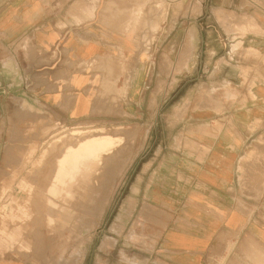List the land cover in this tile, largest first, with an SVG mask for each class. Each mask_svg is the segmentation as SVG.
I'll return each mask as SVG.
<instances>
[{
	"label": "crops",
	"instance_id": "crops-1",
	"mask_svg": "<svg viewBox=\"0 0 264 264\" xmlns=\"http://www.w3.org/2000/svg\"><path fill=\"white\" fill-rule=\"evenodd\" d=\"M206 3H190L183 20L166 25L165 58L184 61L181 75L196 72V84L172 105L189 110L177 116L176 131L166 143L158 142L142 164L135 194L126 203L131 199L134 210L120 233L110 231L115 243L100 245L92 264H112L106 252L119 241L115 264H131L120 259L121 252L136 264H264V0H214L213 20L203 18ZM95 11L90 0H0V54L15 68L19 51L27 55L22 46L27 42L30 92L64 122L92 113L96 88L107 73L102 69H108L99 56L112 57V70L123 60L120 75L137 54L133 39L125 57L119 56L125 35L103 33ZM217 11L236 21L250 16L254 30L229 31L240 21L219 20ZM78 62L83 69L78 70ZM132 68L130 85L118 86L117 79L118 87L126 86L118 101L129 114L149 109L155 130L160 97L169 96L176 70H167L160 89L158 76L151 73L148 79L144 65ZM206 74L211 77L207 84L200 80Z\"/></svg>",
	"mask_w": 264,
	"mask_h": 264
},
{
	"label": "rangeland",
	"instance_id": "rangeland-1",
	"mask_svg": "<svg viewBox=\"0 0 264 264\" xmlns=\"http://www.w3.org/2000/svg\"><path fill=\"white\" fill-rule=\"evenodd\" d=\"M195 1L90 0L91 4H96L95 12L103 25L100 26L102 32L117 37L119 33L125 35L119 46V56L122 59L125 57L121 55L124 50H130V43L133 39H135L137 54L126 61L125 69L120 75H118V67L119 70L123 68V60L119 58L121 61L118 67L112 70L109 64L111 56L98 57L106 62L108 69H102V73H107L101 80V86L96 88L97 92L100 91L94 98V109L87 117L76 119L73 122L62 121L32 96L33 93L30 91L33 87L30 86L26 76L28 73L26 62L28 61L25 57L31 54L27 42L22 44L27 55L24 57L19 51V58L13 61L15 68L10 67L8 60L3 59V54H0V196L2 194L0 198V264L5 261L10 264H92L101 246L104 249L103 247L107 248L115 243L110 231L120 233V230L124 228L126 216L129 217L134 210L131 199H129L130 204L126 203L128 198L135 194V178L142 164L150 160L158 142L166 143L169 134L176 131L173 125L177 116H182L189 110L174 109L172 105L174 102H179L186 91L196 84L193 81L196 72L190 76L181 75L179 72L182 70L181 65L184 61H171L165 58L164 52L167 48L168 28L166 25L168 21L183 20L184 15H188V6ZM213 6L214 0H207L203 9L206 17L203 16V18L213 20L211 14ZM132 10L135 12L130 13ZM104 14L108 17L103 16ZM216 16L219 20L226 19L229 24L233 20L237 22L236 25L240 23L239 28L228 27L229 31L254 30L250 28V23H252L250 16H239L244 17V21L239 20L240 22L235 20L236 17L231 18V15L222 11H217ZM135 17L140 18L136 29L133 30L130 22ZM152 17L153 21L147 20ZM246 17L251 20H245ZM153 24H157L154 30L151 28ZM180 30L182 29H178L176 31L178 33L172 36L177 37ZM143 33L147 34V41L141 40L140 35ZM239 47V43L234 45V49ZM139 64L144 65V73L149 74L148 79L151 78V73L153 78L158 76L160 89H163V85L167 83L165 77L167 70L174 67L177 74L171 77L173 84L169 96L160 97L159 122L155 130L154 126L150 128L149 125L151 119L149 109L144 111L143 115H140L141 111L137 114H129L123 111L120 105L121 100L118 101L120 94H125L124 86H118L124 83L130 85L135 72L132 67ZM83 67V64L78 62V70ZM88 68L92 72L97 70L94 67ZM112 72L115 76L111 75ZM141 73L137 75V79H140ZM118 78H120L119 82ZM200 80L207 84L211 82V77L206 74ZM112 90L116 94L111 92ZM112 96L114 100L111 99ZM140 119L144 120V124L140 123ZM74 131L89 133L88 139L111 138L117 146L109 149H116L115 154L108 156L107 164L100 162L91 173V179L86 186H84V180L78 181L75 186L77 195L74 194L73 199L71 198L73 201L68 199L67 203L64 202L65 204L59 202L65 206L66 210L71 209V217L61 215L60 223L51 226L48 219V206L39 207L38 202L33 198L42 197L44 202L49 197L47 192L42 190L41 182L43 181L41 180H43L49 160L56 152L48 150L51 143L54 140H60L57 141L58 146L69 143L72 140L70 133ZM146 131L150 133L148 138L144 139L142 135ZM122 147L124 148L121 153H116L117 149ZM7 151H10L8 156ZM45 153L48 154V158ZM4 154L7 156L6 159ZM38 165H41L42 169ZM36 168L39 170L36 172H41L39 174L42 175L41 177L38 175L36 181H33L32 177ZM147 176L148 173L145 174V178ZM134 216L130 220L131 224L134 222ZM131 240L135 241L136 238ZM145 241L146 238L143 244ZM122 243L123 241L117 242L113 250L106 252V258L110 263L115 264L118 261L117 250ZM131 250L129 248L127 253L132 254L131 252L134 251ZM100 256L104 258L103 252H100ZM120 259L136 264L135 259H130L124 252H121ZM239 264H242V261L239 260Z\"/></svg>",
	"mask_w": 264,
	"mask_h": 264
},
{
	"label": "bare ground",
	"instance_id": "bare-ground-1",
	"mask_svg": "<svg viewBox=\"0 0 264 264\" xmlns=\"http://www.w3.org/2000/svg\"><path fill=\"white\" fill-rule=\"evenodd\" d=\"M133 12H135V10H132L130 13H133ZM155 15H156V13H155ZM151 16H152V14H151ZM139 18L140 17H135L130 22L131 29L132 28H133V30H134V28L136 29V24L139 21ZM152 19H153V17L151 19H147V20L148 21H153ZM156 27H157V24H153L151 28L154 30V29H156ZM146 35H147L146 33H143L142 35H140V36H142L141 40H146L147 41L148 37ZM112 83H114V82H112ZM115 84H113V85H115ZM124 85H125V83H124ZM125 87L126 86H124L123 92L126 93V88ZM116 88H118V87H116ZM117 92H118V90H117ZM70 134L72 135V140L69 143L66 142L63 145L58 146L57 145L58 144L57 143L58 140H54L51 143V145L49 144L50 147H49L48 150H50L51 152L52 151L53 152L56 151V152H55V155L53 154L54 155L53 157L51 156L52 158L50 160L48 159L49 160L48 167L44 171L43 180H41V181H43V182H41L42 183V190L47 192L49 197L44 202L42 201V197L41 198L40 197L33 198V200L38 202L37 205H39V207H41V208L45 207L46 208V206H48V219H49V222L51 223V226H54L55 224L60 223L59 219H60L61 215L63 217L64 216L65 217L66 216L71 217V214H70L71 213V209L68 210V208H67V210H66L65 206L59 204V202L67 203L66 201H68V199H70V201H73L72 197L74 196V194H76L75 193L76 192L75 191V186L78 183V181L84 180L85 183L84 182L83 183H84V186H86L87 183L89 182V180L91 179V176H90L91 173L95 170V168H97V166L100 164V162L102 164H104V163L107 164L108 156H111L112 154H115L114 151L116 149L115 150H109V149L110 148L112 149L113 147L117 146L115 144L114 140L111 139V138H106V139H103V138H100V139H98V138H90V139H88L87 137H88L89 133L85 134V133H82L81 131H74L73 133H70ZM91 135H93V134L91 133ZM115 136H118V135H115ZM123 148L124 147H122L120 149H117L118 152H116V153H118V154L121 153ZM6 154H7V156L10 155V151H7ZM48 154H50V152ZM48 154L46 155V153H45L46 158H48L47 157ZM4 156H5V159H6L7 156L5 154H4ZM8 159L9 158H7V160ZM44 160H46V159H44ZM7 163H8V161H7ZM41 164H43V163H41ZM38 167H41V165L40 166L38 165ZM41 169H42V167H41ZM36 170H37V168L34 169V176L33 177L31 176L33 178V181H36L38 175H40V177L42 175V174H39L41 172H36ZM37 171H39V170H37ZM30 180H31V178H30ZM96 193H98V192H96ZM78 196H79V194H78ZM93 199H94V196H93ZM75 201H76V199H75ZM72 205H74V203ZM69 206H70V204H69ZM70 208H72V207H70ZM39 211H37V213ZM34 221H36V220L34 219ZM72 223H74V222H72Z\"/></svg>",
	"mask_w": 264,
	"mask_h": 264
}]
</instances>
